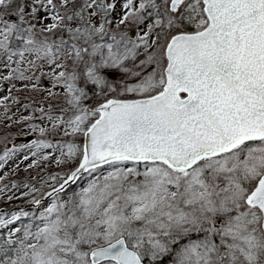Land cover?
Returning <instances> with one entry per match:
<instances>
[{"label":"snow or ice","instance_id":"1","mask_svg":"<svg viewBox=\"0 0 264 264\" xmlns=\"http://www.w3.org/2000/svg\"><path fill=\"white\" fill-rule=\"evenodd\" d=\"M0 203V264H264V0H0Z\"/></svg>","mask_w":264,"mask_h":264},{"label":"rangeland","instance_id":"2","mask_svg":"<svg viewBox=\"0 0 264 264\" xmlns=\"http://www.w3.org/2000/svg\"><path fill=\"white\" fill-rule=\"evenodd\" d=\"M10 131L13 133L11 139H12V141H13L15 144H24V143H28V142L30 141V139L32 138V137H30V136H25V135H16V134H15V133L17 132L16 129H11ZM5 170H6V169H5ZM21 175H23V173H21ZM12 203H13V204H16V203H22V202L13 201ZM1 206H7V207H8V205H7L6 203H0V207H1Z\"/></svg>","mask_w":264,"mask_h":264},{"label":"water","instance_id":"3","mask_svg":"<svg viewBox=\"0 0 264 264\" xmlns=\"http://www.w3.org/2000/svg\"><path fill=\"white\" fill-rule=\"evenodd\" d=\"M0 208H6L5 206H1Z\"/></svg>","mask_w":264,"mask_h":264}]
</instances>
